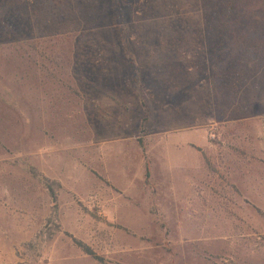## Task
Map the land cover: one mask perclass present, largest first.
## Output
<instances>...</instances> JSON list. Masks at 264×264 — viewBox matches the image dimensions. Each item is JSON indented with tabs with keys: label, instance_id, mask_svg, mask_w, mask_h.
I'll list each match as a JSON object with an SVG mask.
<instances>
[{
	"label": "rangeland",
	"instance_id": "1",
	"mask_svg": "<svg viewBox=\"0 0 264 264\" xmlns=\"http://www.w3.org/2000/svg\"><path fill=\"white\" fill-rule=\"evenodd\" d=\"M253 37L264 0H0V264H264Z\"/></svg>",
	"mask_w": 264,
	"mask_h": 264
},
{
	"label": "trees",
	"instance_id": "2",
	"mask_svg": "<svg viewBox=\"0 0 264 264\" xmlns=\"http://www.w3.org/2000/svg\"><path fill=\"white\" fill-rule=\"evenodd\" d=\"M258 39L259 38H257V37H253L248 42V44L250 45L249 48L251 49V53L249 55L251 59L249 60L250 62L248 61V65H251V63L252 64L258 63V61L261 62V60H258V56H257L258 53H260L259 57H264V55H263L264 54V46L261 44L263 42L260 43ZM252 48L255 50H252ZM231 51H233V50H231ZM229 58L231 59L232 57L229 56ZM145 177H146V179L149 177V170H148L147 166H146V171H145ZM74 243L76 245H78V247H80L85 254L92 256V252H90V250H88L87 247L83 246V244H81L78 241H74Z\"/></svg>",
	"mask_w": 264,
	"mask_h": 264
}]
</instances>
